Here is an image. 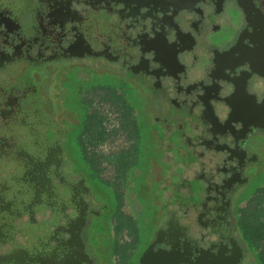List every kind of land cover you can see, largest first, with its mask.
<instances>
[{
  "label": "flooded vegetation",
  "instance_id": "flooded-vegetation-1",
  "mask_svg": "<svg viewBox=\"0 0 264 264\" xmlns=\"http://www.w3.org/2000/svg\"><path fill=\"white\" fill-rule=\"evenodd\" d=\"M157 263L264 264V0H0V264Z\"/></svg>",
  "mask_w": 264,
  "mask_h": 264
},
{
  "label": "rangeland",
  "instance_id": "rangeland-1",
  "mask_svg": "<svg viewBox=\"0 0 264 264\" xmlns=\"http://www.w3.org/2000/svg\"><path fill=\"white\" fill-rule=\"evenodd\" d=\"M98 99V98H97ZM95 110H98L104 115L105 118V125L108 128V130H114L117 129V132L114 133L111 137H109V141L112 142V151H117L118 149L125 150L128 148V146L131 143V140L127 137L126 131L127 127L120 129L119 126L121 125V119L119 118V112L116 110V108L113 105H110V103L102 102V103H96L94 106ZM118 127V128H117ZM98 154L103 153V147L97 148ZM146 154V151H145ZM147 165V161L145 162ZM148 166V165H147ZM105 167V166H104ZM145 169V168H144ZM139 180H145V177H148V180L150 181L149 177H151L150 173L149 175H146V171L140 170ZM115 172L113 170V167L108 166L105 167V169L102 170L101 175L104 178L114 179ZM154 180V179H153ZM128 184L133 185V183L130 181ZM118 185V184H117ZM118 191L121 193V191H124L125 194L127 191H129V188H126V186H118ZM157 192V183L155 181H152L147 185H141L138 190V194L140 196V201L138 205V208H142L137 216V224L141 230L145 229V231H148L150 225H156V217L158 215V207L155 206V195ZM123 193H121L123 195ZM126 195V194H125ZM124 204V210L126 212H129L130 209V202L126 199L123 202ZM157 213V215H156ZM95 246V243H94Z\"/></svg>",
  "mask_w": 264,
  "mask_h": 264
},
{
  "label": "crops",
  "instance_id": "crops-1",
  "mask_svg": "<svg viewBox=\"0 0 264 264\" xmlns=\"http://www.w3.org/2000/svg\"><path fill=\"white\" fill-rule=\"evenodd\" d=\"M115 108H116V110L119 112L118 114L120 115L122 112H123V110H122V107L121 106H117L116 104H114L113 105ZM119 107V108H118ZM128 121H129V116H124L122 119H121V126H122V128L121 129H123V128H125V127H127V129H128ZM126 135H127V131H126Z\"/></svg>",
  "mask_w": 264,
  "mask_h": 264
},
{
  "label": "water",
  "instance_id": "water-1",
  "mask_svg": "<svg viewBox=\"0 0 264 264\" xmlns=\"http://www.w3.org/2000/svg\"><path fill=\"white\" fill-rule=\"evenodd\" d=\"M157 264H162V263H157ZM172 264V263H171Z\"/></svg>",
  "mask_w": 264,
  "mask_h": 264
}]
</instances>
